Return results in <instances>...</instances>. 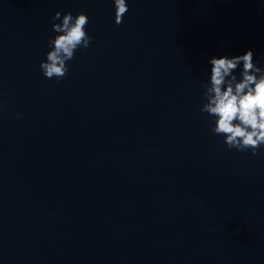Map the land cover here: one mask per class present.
I'll return each instance as SVG.
<instances>
[{"label": "water", "instance_id": "95a60500", "mask_svg": "<svg viewBox=\"0 0 264 264\" xmlns=\"http://www.w3.org/2000/svg\"><path fill=\"white\" fill-rule=\"evenodd\" d=\"M127 2L0 0V264H264V146L199 110L209 56L264 63V0ZM57 9L92 37L58 80Z\"/></svg>", "mask_w": 264, "mask_h": 264}, {"label": "clouds", "instance_id": "9594fccd", "mask_svg": "<svg viewBox=\"0 0 264 264\" xmlns=\"http://www.w3.org/2000/svg\"><path fill=\"white\" fill-rule=\"evenodd\" d=\"M112 5L114 22L119 23L128 2L112 0ZM87 21L84 11H54L53 34L47 37L44 58L39 61L44 77H64L75 50L89 46L92 37L85 27ZM207 65L201 80L199 110L207 113L211 132L220 136L229 149L256 154L264 146V63L254 59L253 50L246 48L237 54L211 55Z\"/></svg>", "mask_w": 264, "mask_h": 264}]
</instances>
